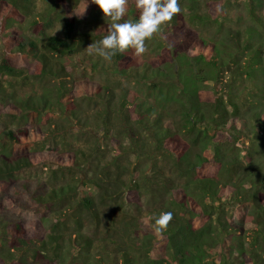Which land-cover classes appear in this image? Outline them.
Here are the masks:
<instances>
[{
	"label": "trees",
	"instance_id": "16d2710c",
	"mask_svg": "<svg viewBox=\"0 0 264 264\" xmlns=\"http://www.w3.org/2000/svg\"><path fill=\"white\" fill-rule=\"evenodd\" d=\"M123 1L117 6L115 0L91 2L94 21L117 22L101 36L81 31L76 38L75 23L66 19L61 36H46L40 46L29 41L37 51L34 63L18 35L13 36L15 50L12 43L4 51L0 86L6 82L11 90L9 96L0 95V105L10 117L24 119L31 112L40 123L31 121L17 131L7 125L9 130L1 131L0 213L27 197L22 192H29L26 172L31 168L49 169L52 182L47 193L40 192L44 185L38 184V191L31 194L36 206L28 223L31 230L21 220L12 224L7 251L38 243L32 253L34 262L43 259L41 264H264V163L257 158L258 145L264 146V3L261 10L259 0H243L244 21L238 14L234 19L226 14L239 5L238 0H148L158 7L156 12L168 8L169 21L162 25L156 12H136ZM31 2L0 0V10L8 5L13 16L22 18ZM122 22L131 27L129 34L144 32L158 44L163 40L169 44L164 48L171 63L163 73L154 72L158 80L148 84L155 95L138 98L135 93L128 100L127 89L119 94L110 89L97 99L82 95L72 103L68 81L61 78L67 72L53 55H72L89 43H104L112 68L124 77L131 56L129 42L117 34ZM213 24L216 31L208 41L205 35L211 32L204 29ZM166 37H175V43ZM189 69L195 74L187 73ZM48 77L54 78L56 92L51 101L43 93L34 99L29 94L16 97L19 87ZM165 91L171 94L166 93L162 105L159 98ZM90 101L99 102L102 113L94 123L86 121L82 107ZM165 116L169 125L163 123ZM72 137L77 141L92 137L93 143L76 146ZM145 137L149 143H144ZM112 148L110 160L97 164ZM149 148L155 159L148 169H140L130 156L146 155ZM85 164L94 174L82 186H94V193L75 188L71 168ZM64 172L67 184L57 186L56 175ZM149 192L162 194L165 200L150 208L146 218L140 216L149 230V236L140 240L129 231L135 218L131 205ZM43 220L55 229L47 236ZM99 228L112 250L101 251L94 244L92 233ZM66 232L74 235L72 255L66 257L71 249L65 253L59 244L44 254Z\"/></svg>",
	"mask_w": 264,
	"mask_h": 264
},
{
	"label": "rangeland",
	"instance_id": "374dc122",
	"mask_svg": "<svg viewBox=\"0 0 264 264\" xmlns=\"http://www.w3.org/2000/svg\"><path fill=\"white\" fill-rule=\"evenodd\" d=\"M96 0H57L54 2L53 0H32L30 4V11L28 14H23L22 18H16L13 16V8L8 5L2 6L0 10V63L1 59L4 55V51L9 44L14 43L12 46L15 50L16 45L15 41H13V36L18 35L22 38V41L25 43L24 51L27 52V56L31 63H34L35 57L37 55V51L33 49V47L29 46V41L33 40L37 45L40 46V43L44 42L46 36L49 35H62V23L63 20L71 19L75 23V37L78 38L81 34L80 32L89 31L92 33H97L98 35H103L105 31L111 28V25H116L117 22H112V19L104 18L97 21H94L93 18L89 14V10L91 9V2ZM115 4H122L123 0H115ZM205 1V0H203ZM239 5L237 7H230L226 10V14L231 19L236 17L238 14L240 17L247 20V16L245 14V10L242 7V1L238 0ZM127 5H130L134 11L139 12H156L155 8L157 6H153L148 0H127ZM238 3V2H237ZM263 0H259V7L261 9L263 5ZM97 5L99 3L97 2ZM264 7V6H263ZM163 8V9H161ZM160 12H156L157 20L161 21L162 25H165L169 21V16L167 14V7H161ZM167 8V9H166ZM262 10V9H261ZM222 13V10L219 11ZM160 13V14H159ZM216 13V11H215ZM120 20V19H119ZM155 19V21H157ZM161 25V26H162ZM169 24L166 26H162V33L168 30ZM131 29L129 25H126L122 22L117 30L118 35H123L121 38L123 40H127L129 42V53L131 56V62L126 65V75L122 77L121 73L114 71L112 68L113 62L109 60L106 56V46L105 44L101 43L99 45L88 44L84 45V49L79 51L76 54L72 55H64L58 56L53 55V61L59 62V65L64 66V72H67V76L61 77L68 81L66 84V88H68L67 95L71 98V101L75 102L77 96L82 95H91L94 99H97V94H104L107 93L110 89L116 90L117 94L120 93L122 88L127 89V99L129 100L130 97H133V94L137 93L138 98H148L151 95H155L152 93V90L148 88V84L152 83L153 80H158L156 77L158 74H154L158 70L163 73L164 67L166 64L171 63L169 59L170 53L165 46H169L165 40H163L164 44H158L156 40H152V38L146 36L144 32H138L135 35L129 34L128 31ZM204 31H209L211 33L206 34V38L208 41H211L212 34L216 31V25L205 28ZM199 33H203L199 31ZM182 35V33H180ZM204 36V37H205ZM168 42L175 43V37H166ZM165 38V39H166ZM162 39V38H160ZM115 40H111L110 44H115ZM163 49H162V48ZM39 48V47H37ZM56 66V64H54ZM23 69L24 74L28 75L29 69L27 66H21ZM91 67H94L91 68ZM187 73L195 74L194 70L189 69ZM263 86H264V73L262 74ZM57 78L56 80H58ZM54 78L48 77L46 80H33L34 84L29 85L28 87H19L16 92V97L23 98L26 95H31L34 99L37 93H43L48 96V99L51 101L56 96V92L53 88ZM10 87L6 82H2L0 86V95L4 98L5 92L7 95H10ZM166 93L171 94L170 91H165L162 93L159 101L162 105H166ZM153 98V96H152ZM150 98L149 100H152ZM2 100H0L1 102ZM98 101V100H96ZM47 106V105H46ZM100 103L99 102H87L83 104V109L85 111V117L87 118L86 121H90L94 123V121H98L97 118L101 117L102 113H98ZM132 110V108L130 109ZM28 111V110H27ZM26 111V112H27ZM47 112V108L45 109ZM27 117L24 119H18L16 117H10L5 114V108L0 105V137L2 129H7L10 127L14 131L21 129L25 126V124L31 123H40V120L36 117L33 118L31 112L27 113ZM83 116V115H81ZM50 117V116H49ZM131 119H135L136 115L130 114ZM4 123V124H3ZM7 123V124H6ZM76 124V122H74ZM113 123L119 125L117 120ZM164 125H169V119L167 116L163 117ZM32 124V123H31ZM53 124L51 125V128ZM118 128V126H117ZM87 138H79L77 141L74 137L71 138L73 143L77 145H86L88 146L89 143H93L92 137ZM149 143V138H144ZM2 142L0 141V146ZM85 146V147H86ZM259 153L257 158L264 163V146L258 145ZM112 150H109V154L105 157H101L97 164L104 163L110 160V156L112 155ZM156 153L152 150V148L147 149L146 155H142L141 157L136 155H131L130 160L133 161L135 166L140 169H148L150 164L155 159ZM91 162H88L89 164ZM87 164L81 167H73L71 168L72 177L75 178L76 187L81 188L82 192H90L94 193L96 188L94 186H82V181L87 179V176H91L94 174V170L90 168ZM158 164L162 165L164 168L165 164L159 162ZM67 166V165H62ZM167 167L165 168L164 172H167ZM49 169L46 170L45 167H37L31 168L26 172L27 176V184H28V191L29 192H22L23 194H27V197L23 200H18L16 205L11 206L12 208L6 209L3 213H0V264H41L43 263V259L34 262L35 257L33 252V247H38V243L35 244H28L24 245V249L22 250H14L8 252L7 251V241L8 236L12 235L11 225L17 221H23L26 224V230L30 231L29 228V221L33 218L34 214L31 212V209H35L36 206L34 205V200H31V194L35 191H38L37 185H44L39 191L43 193H47L51 189L52 182H48L50 177ZM68 172H64V174L58 173L56 176L58 180L55 181L57 186L59 185H66L67 182L64 179ZM19 178H24L20 176ZM81 183V184H80ZM77 189V192H81ZM165 198L162 194H157L154 192H149L144 195L141 200L135 202L134 205H131V214L135 216V218L130 223V232L133 233V236L139 238L140 240L144 239L145 237L149 236V230H147L146 223L140 222V216H144L146 218L147 211L152 208L155 204L164 201ZM30 205V207L28 206ZM50 219H52V215L49 214ZM54 218V217H53ZM140 223V224H139ZM44 227L47 229V232L44 236H47L50 233L55 231L51 230L50 225L44 222ZM119 227V225H118ZM61 232V230H60ZM70 233L65 234V238L62 240H57V243L51 242L50 249L45 251L44 254H49L51 249L55 247V244H59L60 247L66 252H70L66 255V257H70L73 253L71 240L74 235L69 236ZM93 241L96 246L99 247L101 251L104 250H112L110 246V239H107L106 232L104 229L99 228L97 231L92 233ZM71 238V239H69ZM249 238L246 240L248 241ZM8 256V257H7ZM97 257L99 255H96ZM65 257V258H66ZM90 257L86 256V260L89 261ZM84 258H81L80 261H84ZM38 262V263H37Z\"/></svg>",
	"mask_w": 264,
	"mask_h": 264
}]
</instances>
